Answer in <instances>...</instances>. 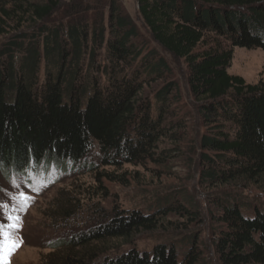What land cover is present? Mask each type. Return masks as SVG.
<instances>
[{"label": "trees", "instance_id": "trees-1", "mask_svg": "<svg viewBox=\"0 0 264 264\" xmlns=\"http://www.w3.org/2000/svg\"><path fill=\"white\" fill-rule=\"evenodd\" d=\"M136 2L152 42L187 65L206 129L200 182L264 183V84L227 73L231 48L264 51V0ZM206 35L229 49L217 43L197 51ZM168 75L167 62L118 0H0V173L76 167L95 147L103 167L149 159L175 112V87L163 85L152 100L142 95ZM188 205L166 198L144 212L114 207L106 223L51 248L73 252L127 239L155 230L169 215L197 218ZM207 210L219 226L212 248L221 264H264V202L219 192ZM201 256L190 235L150 250L131 247L101 264H203ZM82 259L70 253L55 264Z\"/></svg>", "mask_w": 264, "mask_h": 264}, {"label": "rangeland", "instance_id": "rangeland-1", "mask_svg": "<svg viewBox=\"0 0 264 264\" xmlns=\"http://www.w3.org/2000/svg\"><path fill=\"white\" fill-rule=\"evenodd\" d=\"M118 1L148 39L151 48L168 64L166 80L146 87L142 95L152 100L163 85L175 87L170 99L175 112L166 122V134L157 143L152 156L140 164L103 167L95 147L76 167L49 165L34 167L23 175L0 173V204L11 205L5 211L15 208L12 214L20 217L15 239L21 243L8 258V264H55L70 253L82 257L83 264H101L104 259L113 258L131 247L150 250L157 243H178L190 235L196 238L202 254L201 263L221 264L212 248L213 233L219 226L209 218V197L226 192L249 201L264 202V183L261 182L236 181L213 188L200 182V139L206 129L198 105L189 93L187 65L152 42L138 14L136 0ZM217 43L229 49L228 44L206 35L197 51L213 48ZM231 51L227 73L241 77L246 84H264V51L240 48H231ZM39 77L42 79L43 74ZM21 193L30 197L27 206L18 203ZM166 198L187 202L188 209L198 214L197 218L169 215L155 230L136 232L127 239L93 243L73 252L51 248L55 242L66 241L106 223L114 207L144 212L156 201Z\"/></svg>", "mask_w": 264, "mask_h": 264}, {"label": "snow or ice", "instance_id": "snow-or-ice-1", "mask_svg": "<svg viewBox=\"0 0 264 264\" xmlns=\"http://www.w3.org/2000/svg\"><path fill=\"white\" fill-rule=\"evenodd\" d=\"M13 186H16L13 184ZM43 186V184H42ZM10 199H17L16 197H10ZM30 197L25 193H21L18 199V203L27 206ZM9 204H0V264H8V258L16 251L20 246L21 241L15 239V234L19 230L20 217L13 215L16 211L15 208H11V211H5L10 208ZM7 223H4V221Z\"/></svg>", "mask_w": 264, "mask_h": 264}]
</instances>
